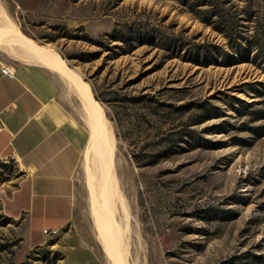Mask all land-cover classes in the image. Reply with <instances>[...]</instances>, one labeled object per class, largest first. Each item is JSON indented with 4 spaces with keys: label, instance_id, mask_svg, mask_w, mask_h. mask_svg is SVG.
Here are the masks:
<instances>
[{
    "label": "rangeland",
    "instance_id": "374dc122",
    "mask_svg": "<svg viewBox=\"0 0 264 264\" xmlns=\"http://www.w3.org/2000/svg\"><path fill=\"white\" fill-rule=\"evenodd\" d=\"M0 10L58 52L111 122L137 235L129 263L264 264V0H0ZM60 76L83 130L74 217L28 241L0 211V261L110 264L90 190L100 162Z\"/></svg>",
    "mask_w": 264,
    "mask_h": 264
},
{
    "label": "crops",
    "instance_id": "0c3cea01",
    "mask_svg": "<svg viewBox=\"0 0 264 264\" xmlns=\"http://www.w3.org/2000/svg\"><path fill=\"white\" fill-rule=\"evenodd\" d=\"M3 66L14 75L3 73ZM69 103L59 73L0 53V211L21 220L28 241L35 229L50 236L74 217L83 130Z\"/></svg>",
    "mask_w": 264,
    "mask_h": 264
},
{
    "label": "bare ground",
    "instance_id": "6f19581e",
    "mask_svg": "<svg viewBox=\"0 0 264 264\" xmlns=\"http://www.w3.org/2000/svg\"><path fill=\"white\" fill-rule=\"evenodd\" d=\"M0 44L21 47L27 52L26 55L21 56L32 58L28 60H34L56 71L70 83L84 112L89 133L88 148L100 162L101 181L98 190L92 180L90 183L96 238L110 264H131L128 255L137 235L131 207L127 202V190L121 185L115 168V133L102 106L95 100L89 84L66 64L58 52L37 44L23 34L2 10H0Z\"/></svg>",
    "mask_w": 264,
    "mask_h": 264
},
{
    "label": "trees",
    "instance_id": "16d2710c",
    "mask_svg": "<svg viewBox=\"0 0 264 264\" xmlns=\"http://www.w3.org/2000/svg\"><path fill=\"white\" fill-rule=\"evenodd\" d=\"M7 217V216H6ZM9 218V217H7ZM0 264H16L11 257L6 258L4 261H0ZM19 264H29L28 262L24 261Z\"/></svg>",
    "mask_w": 264,
    "mask_h": 264
},
{
    "label": "built area",
    "instance_id": "2783aa9c",
    "mask_svg": "<svg viewBox=\"0 0 264 264\" xmlns=\"http://www.w3.org/2000/svg\"><path fill=\"white\" fill-rule=\"evenodd\" d=\"M2 72L7 74L8 76L14 75V71L12 69L8 68L7 66L2 67ZM44 232H46V230H44Z\"/></svg>",
    "mask_w": 264,
    "mask_h": 264
}]
</instances>
